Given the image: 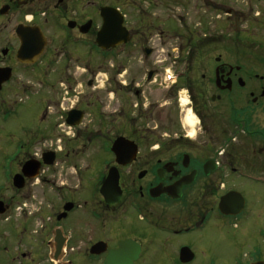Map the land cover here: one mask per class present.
<instances>
[{
  "label": "flooded vegetation",
  "instance_id": "flooded-vegetation-1",
  "mask_svg": "<svg viewBox=\"0 0 264 264\" xmlns=\"http://www.w3.org/2000/svg\"><path fill=\"white\" fill-rule=\"evenodd\" d=\"M200 2L234 47L154 84L141 1L0 0V264H264V0Z\"/></svg>",
  "mask_w": 264,
  "mask_h": 264
},
{
  "label": "rangeland",
  "instance_id": "rangeland-1",
  "mask_svg": "<svg viewBox=\"0 0 264 264\" xmlns=\"http://www.w3.org/2000/svg\"><path fill=\"white\" fill-rule=\"evenodd\" d=\"M139 1H141L145 10V12L142 13V17L146 18L147 21H150V19L152 21L156 20L161 23L162 27L161 34L154 33V38L151 44L158 52V60L164 61L162 68L166 70L161 72L162 75L157 78V82L154 84L174 83L177 75L182 70L181 65L186 64V62L175 63L179 59H174V57L177 55H181L182 53L195 48L220 51L222 49L229 50L231 47H234V44L230 38H225L227 35L226 33L225 36L222 34H213L214 32H221L219 31V28L223 27V25L220 23L223 19H218L220 18L218 16V10L209 7L206 2H200V0ZM247 1L248 0H241V2ZM175 31L178 33L176 34ZM205 32L207 33V36L203 37L202 33ZM204 38L209 40L203 42ZM241 45L239 48L242 47ZM169 53H171L172 56H169ZM211 54L215 55L210 57V59H213L217 55L213 52H211ZM252 61L254 62L252 58L242 57V64L247 68L252 67ZM133 71H140L138 73H140L139 75H141V78L147 74V70L144 71L142 69L140 70L139 68L131 69V72ZM102 80L103 82L101 84H107L106 77H104ZM141 84H148V81L145 80ZM32 102L34 101L26 99L18 104V130H20V128L27 123V119L30 118V116L35 112V105L32 106ZM1 144H4V140L1 141ZM3 159L6 162L5 165L9 166L11 159L10 156L5 158L4 154L1 153L0 161ZM244 193L250 196L253 193H264V189H254L248 187L244 188Z\"/></svg>",
  "mask_w": 264,
  "mask_h": 264
},
{
  "label": "water",
  "instance_id": "water-1",
  "mask_svg": "<svg viewBox=\"0 0 264 264\" xmlns=\"http://www.w3.org/2000/svg\"><path fill=\"white\" fill-rule=\"evenodd\" d=\"M21 39H23V41H24V35H22L21 34ZM27 48H30V46L28 45V44H26V42L24 41V44H23V47H22V52L23 51H26V49ZM42 49V46L41 47H38V50H37V52L39 51V50H41ZM121 143H123V141H122V139H119L117 142H116V145H119V144H121ZM109 185H111V182H110V180H108L107 181V185L105 184L104 185V188H103V190H105L106 188H107V186H109ZM117 186V184H115V187ZM120 194V193H119ZM122 251L123 250H119V256H122L123 254H122Z\"/></svg>",
  "mask_w": 264,
  "mask_h": 264
}]
</instances>
